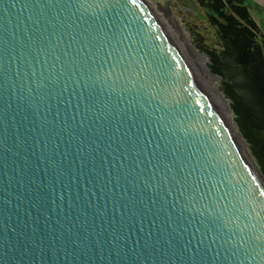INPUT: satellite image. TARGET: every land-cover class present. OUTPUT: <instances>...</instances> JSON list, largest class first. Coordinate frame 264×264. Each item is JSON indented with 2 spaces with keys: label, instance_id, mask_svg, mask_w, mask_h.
<instances>
[{
  "label": "water",
  "instance_id": "obj_1",
  "mask_svg": "<svg viewBox=\"0 0 264 264\" xmlns=\"http://www.w3.org/2000/svg\"><path fill=\"white\" fill-rule=\"evenodd\" d=\"M0 264H264V187L144 0H0Z\"/></svg>",
  "mask_w": 264,
  "mask_h": 264
},
{
  "label": "trees",
  "instance_id": "obj_2",
  "mask_svg": "<svg viewBox=\"0 0 264 264\" xmlns=\"http://www.w3.org/2000/svg\"><path fill=\"white\" fill-rule=\"evenodd\" d=\"M196 1L216 39L214 46L208 45L196 33L197 47L221 78L220 90L264 177V34L246 0Z\"/></svg>",
  "mask_w": 264,
  "mask_h": 264
},
{
  "label": "bare ground",
  "instance_id": "obj_3",
  "mask_svg": "<svg viewBox=\"0 0 264 264\" xmlns=\"http://www.w3.org/2000/svg\"><path fill=\"white\" fill-rule=\"evenodd\" d=\"M169 24L173 33L176 34L175 38H172L173 40L171 39V42L173 43L176 51L186 63L195 81L198 83L205 96L209 99L212 106L218 113L229 134L231 135L238 149L242 153L245 161L251 168L252 172L255 174V176L258 178V180L264 187V179L261 176L259 166L254 156L252 155L249 146H247V143L242 138L243 136H241L242 134L240 133L233 119L229 101L220 91V79L212 75L211 70L208 66V56L202 53L192 43L189 32L182 24L179 23V21L175 17L171 16ZM166 33L168 34V32ZM169 38L171 37L169 36ZM192 63L196 65L194 69Z\"/></svg>",
  "mask_w": 264,
  "mask_h": 264
},
{
  "label": "rangeland",
  "instance_id": "obj_4",
  "mask_svg": "<svg viewBox=\"0 0 264 264\" xmlns=\"http://www.w3.org/2000/svg\"><path fill=\"white\" fill-rule=\"evenodd\" d=\"M144 1L146 2L149 9L156 16L158 21L161 23L164 30L168 32L169 36L171 37L170 39L172 38L174 39L176 35L175 33H173L169 24L171 20V16H173L179 21L180 24H182L187 29V31L191 36L192 43L196 47H197L196 33L203 35L205 41L204 43L212 46L216 44L213 28L206 20L205 14L196 0H144ZM192 66L194 69L196 65L192 63ZM208 66H209V57H208ZM215 76L220 79L219 76L217 75ZM220 86H221V79H220ZM233 119H234V115H233Z\"/></svg>",
  "mask_w": 264,
  "mask_h": 264
},
{
  "label": "crops",
  "instance_id": "obj_5",
  "mask_svg": "<svg viewBox=\"0 0 264 264\" xmlns=\"http://www.w3.org/2000/svg\"><path fill=\"white\" fill-rule=\"evenodd\" d=\"M250 13L264 34V0H246Z\"/></svg>",
  "mask_w": 264,
  "mask_h": 264
}]
</instances>
